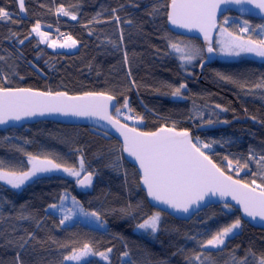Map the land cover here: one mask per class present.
I'll list each match as a JSON object with an SVG mask.
<instances>
[{
  "label": "trees",
  "instance_id": "1",
  "mask_svg": "<svg viewBox=\"0 0 264 264\" xmlns=\"http://www.w3.org/2000/svg\"><path fill=\"white\" fill-rule=\"evenodd\" d=\"M170 2L25 0L23 17L18 0H0V7L12 13L14 21L0 22V57L4 58L0 60V77H8L0 83L68 95L104 92L115 96L121 107L127 97L134 111L121 108L126 115L118 117L120 120L126 122L124 117L138 114L143 125L134 127L143 131L173 125L178 131H191L193 138L211 144L205 152L224 172L245 183L252 179L264 183L253 176L259 171L255 160L249 161L250 155L257 160L264 155V89L253 87L264 78V62L248 58L216 61L204 69L201 79L197 70L193 75L185 74L170 47V42L180 37L168 27ZM61 5L74 12L77 20L57 16L55 11ZM157 8L159 11L154 12ZM116 15L121 17L119 22L113 19ZM228 16L237 15L230 12ZM37 21L44 27L52 26L44 28L50 33L49 39L57 37L56 28L67 31L79 41L77 49L68 52L48 47L33 34L25 39ZM22 39L23 44L19 42ZM195 41L202 48L200 41ZM218 73L238 83L221 79ZM180 84L187 85L182 96H172L173 88ZM225 108L228 110L223 111ZM218 123L229 125L199 130ZM121 149L117 139L87 126L40 121L0 130V161L6 169L29 170L27 154L68 166H78L83 155L85 167L95 173L87 193L59 174L38 177L20 189L0 183V264H17V253L22 264H70L63 257L71 249L61 245L78 248L85 242L96 251L113 248L111 264H121L123 251L130 252L134 264H199L191 259L199 253H203L204 264H235L246 254L247 264H257L264 256V229L251 226L239 210L223 204L201 210L190 221L160 211L163 218L157 233L137 232L136 225L159 210L148 203L138 171L124 159ZM224 157L249 166L237 174L235 163L229 169ZM65 193L75 197L85 211L100 213L105 228L97 229L80 220L60 225L62 215L49 205L58 204ZM237 218L241 227L226 240L222 251L200 248L199 241ZM87 264L107 262L95 256Z\"/></svg>",
  "mask_w": 264,
  "mask_h": 264
},
{
  "label": "snow or ice",
  "instance_id": "2",
  "mask_svg": "<svg viewBox=\"0 0 264 264\" xmlns=\"http://www.w3.org/2000/svg\"><path fill=\"white\" fill-rule=\"evenodd\" d=\"M221 2L241 6L250 4L264 10V0H171L170 4L167 5L170 9L166 13L167 19L171 25L189 30L196 28L204 33L205 40L209 42L207 51L212 53L215 49L211 46L209 33L216 28V11ZM18 7L21 12H25V0H18ZM242 10L247 11L250 9ZM115 11L113 9V12ZM158 11V8L154 9V12ZM55 14L77 20V15L67 10L63 5L56 9ZM12 16V13L4 7H0V22L12 21ZM113 19L119 22L121 17L116 15ZM95 22L100 21L96 20ZM227 22V18H225L224 23ZM127 23H131V21H127ZM245 25H247V21H245ZM45 27L51 28L52 26L46 25ZM41 28V23L37 21L32 26L29 36H26L25 39H30L31 35L34 34L39 43L47 44L51 48H75L79 43L70 34L65 35L60 32L59 28H56L57 38L49 39L50 33L42 31ZM262 29H264V26H262ZM219 31L222 35L227 33L228 38L217 41L220 44V51L225 55L239 56L241 53H251L264 58V34H261L259 40L251 38L245 40L242 36H234L226 28L221 27ZM240 31L242 33L247 32L248 27H242ZM60 37L64 38V42L58 44L57 39ZM120 39L123 40L122 30ZM19 42L23 44L24 40L22 39ZM170 47L182 53L180 58L189 63L200 52L198 48H181L179 44L172 42H170ZM2 59L4 58L0 57V60ZM125 59H127L126 53ZM218 75L221 79L238 83L232 77L219 73ZM0 79L6 81L8 77H0ZM132 83H135V81ZM167 86L173 87L171 85ZM239 86L246 87L243 84ZM253 87L264 89V78ZM186 88V84H180L178 87L173 88L171 95L181 97L182 90ZM114 100H116L115 96L104 92H85L82 96H69L67 92H40L31 88L5 87L3 83H0V124L7 123L9 119L20 120L22 116H43L46 113H60L66 116H97L111 124L123 137L121 151L127 153L129 157L134 158L138 163L141 172V184L145 188L147 196L153 201L178 212L188 213L193 205L199 208L200 203L210 195H219L221 198L231 196L232 200L241 206L248 217L254 220L259 218L264 221V183L257 184L256 179H252L250 183H245L242 180H234L232 176L225 175L224 171L202 150L210 149L211 144L204 143L199 137L193 138L188 130L176 131L175 125H173L172 127L161 126L156 131H140L136 127H129L128 124L121 123L118 117L124 114L120 106L112 103ZM216 107L220 108L221 106L216 105ZM110 108L114 109L115 115L111 114ZM123 108L129 113L134 111L129 107L127 97L123 101ZM227 110L226 108L223 109V111ZM124 118L143 120V117L138 114L135 117L126 116ZM208 123L211 124L212 121L209 120ZM27 155L29 158L28 163L31 165L27 171L6 169L4 163L0 161V181L6 182L12 188L19 189L38 174L63 172L74 177L75 183L81 188L92 186L95 173L85 167L83 155L79 159L78 166H68L64 163H57L52 159H41L39 156ZM223 159L227 161L229 169H232L235 163L237 174L249 166L247 162L241 164L239 160L234 162L228 157ZM253 160H255L259 169L258 172L253 173V176H258L261 181H264V155L260 156L258 160L255 156L250 155L249 161ZM70 199L71 207L66 206V202L69 200L67 193L59 197L58 204L49 205L50 209H59L62 212L59 220L60 225H64L66 221L72 220L77 215H82L94 218L103 226L105 222L102 220L100 213L85 211L75 197ZM224 207L230 208L231 205L225 203ZM160 221L161 212L157 211L143 219V222L138 223L136 227L154 234L160 230ZM240 227L241 220L237 218L232 223L211 233L209 238L199 241V246L205 250L222 251L226 246V240L233 236L235 230L240 229ZM29 238L33 237L30 236ZM192 239L195 240V237H192ZM24 243H27V241ZM23 246V244L20 245V247ZM61 247L71 249L69 254L63 257L64 262L80 264L85 257L98 256L107 264H111L110 254L113 252L111 247L104 251H96L90 242H85L78 248L67 244L61 245ZM125 247H127L126 244ZM250 254L255 255L254 253ZM202 255L203 253L194 254L191 259L199 262V264H204V261L201 260ZM130 256L129 251H123L121 253V264H134ZM124 258L128 259L125 261ZM17 264H22L19 253H17ZM85 264H87V261H85ZM235 264H247V254L243 258L235 260ZM257 264H264V256L258 259Z\"/></svg>",
  "mask_w": 264,
  "mask_h": 264
},
{
  "label": "water",
  "instance_id": "3",
  "mask_svg": "<svg viewBox=\"0 0 264 264\" xmlns=\"http://www.w3.org/2000/svg\"><path fill=\"white\" fill-rule=\"evenodd\" d=\"M242 9H250V10H242ZM170 10V9H169ZM234 13L239 17H245L246 18H254L257 20H262L264 21V10H260L256 8L254 5L250 4H245L243 6L237 5V4H232V3H220L219 8L216 11V28L213 29L210 33L209 36L211 38V46L213 47V43L215 40V36L219 30L220 26V21L224 17V15H227L228 13ZM168 27L169 29L177 36H182V37H187V38H193V39H198L202 45L203 48V53H204V58L203 60L199 63L197 71L199 73V78L201 79V76L203 75L204 69L218 61V55L216 50L212 53H209L207 51V48L209 47V42L205 40L204 33L200 32L198 29L193 28V29H184L180 28L174 25H171L168 21ZM214 48V47H213ZM215 49V48H214ZM34 90V89H33ZM34 91H40V90H34ZM40 92H45V91H40ZM83 94H78V95H70L69 96H82ZM109 95V94H108ZM91 99V98H87ZM114 105H119L118 99L114 100L112 102ZM109 111L111 114H114V109L110 108ZM40 121H51L55 123H60L64 125H72V126H87L90 127L96 131H99L103 134H106L108 136H111L112 138L117 139L121 144H123V137L120 135V133L111 125L109 124L106 120H102L97 116H72V115H63L60 113H46L45 115H36V116H22L20 120H12L9 119L7 123L5 124H0V130H8V129H19L24 126L32 125L35 123H38ZM121 123H126L122 120H120ZM128 124V123H126ZM229 125V123H218L216 125H209V126H201L199 130H206V129H218V128H225ZM129 127H134L130 124H128ZM140 131H143L139 129ZM156 131V130H155ZM178 131V130H176ZM191 136L193 137V133L189 131ZM124 159L131 165L137 169L139 176H141V172L139 170V165L138 163L134 160V158L129 157L127 153L123 152ZM225 175H229L226 172H224ZM230 176V175H229ZM234 180L236 178L232 177ZM140 179V178H139ZM93 184V183H92ZM78 186V185H77ZM140 186L141 190H143L146 194L148 203L150 204L151 207L163 212L167 213L168 215L172 216L173 218L180 220V221H190L192 218L195 217L198 213L206 209L207 207H212V206H218V205H225V203H228L235 209L239 210L241 218L248 222L251 226L256 227L258 229H264V221H261L259 218L257 219H252L251 217H248L244 212L243 209L241 208L240 205L236 203V201L232 200L231 196H227L224 198H221L219 195H210L205 198L204 201L200 203V207L197 208L195 205H193L188 213L184 212H178L174 209L168 208L166 205L159 204L156 201H153L150 197L147 196L146 190L141 184L140 181ZM92 187V186H91ZM90 188H81L78 186L79 190L83 193H87L90 191ZM259 191V189H257Z\"/></svg>",
  "mask_w": 264,
  "mask_h": 264
},
{
  "label": "rangeland",
  "instance_id": "4",
  "mask_svg": "<svg viewBox=\"0 0 264 264\" xmlns=\"http://www.w3.org/2000/svg\"><path fill=\"white\" fill-rule=\"evenodd\" d=\"M20 10V9H19ZM26 11L25 12H21L20 11V16L25 17L26 15ZM229 14V13H228ZM225 18H227V23H224ZM257 19L254 18H246L245 17H239V16H224L221 21H220V26L219 29L221 27L226 28L229 32L233 33L234 36H242L245 40H247L248 38L254 39V40H259L261 38V34H264V29H262V26H264V23L259 22ZM245 21H247V25H245ZM42 31H45L43 25H41ZM248 27V31L247 32H241L240 29L242 27ZM34 35V34H33ZM55 39L57 37H54ZM214 43H213V47L215 48L217 55H218V61H228V62H233V61H238L241 59H255L261 62H264V58H260L254 54L251 53H241L239 56H229V55H225L224 53H222L220 51V44L217 43L218 40L221 39H226L227 37V33L225 34H221L220 31L218 30L216 36L214 37ZM57 43H61L60 41H58L57 39ZM173 43H177L180 45L181 48H198L200 50L199 55L193 59L190 63L182 60L180 57L182 55V53L175 51L174 49H172L173 54L177 57L181 68L183 69V72L187 75H193L195 70H197L199 63L203 60L204 58V54H203V50L200 47V45L198 44V42L195 41V39L193 38H187V37H182L180 36L178 39H174ZM58 48V47H57ZM61 50H67L68 52H73L74 50L77 49V46L75 48H59ZM121 107V106H120ZM123 108V107H121ZM123 116L126 115V112H123ZM132 116V115H129ZM134 117V116H133ZM125 119V118H124ZM126 122H128L130 125L133 126H142L143 125V120H137V119H125ZM204 151H206L205 149H202ZM54 174H59V175H63L69 179H71L72 181L75 182V178L68 176L66 173L63 172H51V173H45V174H38L36 177L31 178L29 181H27L22 187H24L26 184H28L29 182H32L33 180H35L38 177L41 176H45V175H54ZM83 175V174H82ZM1 184H4L5 186H9L11 187V185H8L6 182L4 181H0ZM16 189V188H14ZM20 189V188H19ZM66 206L71 207V199L69 197V200L66 202ZM54 210V209H53ZM54 211L58 212L59 215H62V212L59 209H55ZM163 216L161 214V220H162ZM74 220H80L82 222H85L86 224H88L91 227L97 228V229H104L105 228V224H103V226H101L99 224V222L95 221L94 218L91 217H84L82 215H77L76 217H74L72 220L70 221H74ZM162 221H160L161 224ZM136 231L145 235H152V233L150 231L145 232L144 230H140L136 228ZM157 233V232H156ZM155 234V233H154ZM214 250V249H213ZM92 257L95 256H89V257H85L81 260L80 264L84 263L85 261L91 259ZM100 258V257H99ZM70 264H74V262H68Z\"/></svg>",
  "mask_w": 264,
  "mask_h": 264
},
{
  "label": "built area",
  "instance_id": "5",
  "mask_svg": "<svg viewBox=\"0 0 264 264\" xmlns=\"http://www.w3.org/2000/svg\"><path fill=\"white\" fill-rule=\"evenodd\" d=\"M60 32L64 33L65 35H68V32H67V31L65 32V30H60ZM58 40H59L61 43L64 42V38H63V37H60Z\"/></svg>",
  "mask_w": 264,
  "mask_h": 264
},
{
  "label": "flooded vegetation",
  "instance_id": "6",
  "mask_svg": "<svg viewBox=\"0 0 264 264\" xmlns=\"http://www.w3.org/2000/svg\"><path fill=\"white\" fill-rule=\"evenodd\" d=\"M226 16V15H225Z\"/></svg>",
  "mask_w": 264,
  "mask_h": 264
}]
</instances>
